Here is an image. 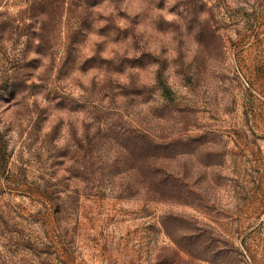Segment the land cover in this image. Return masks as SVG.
<instances>
[{"label": "rangeland", "instance_id": "374dc122", "mask_svg": "<svg viewBox=\"0 0 264 264\" xmlns=\"http://www.w3.org/2000/svg\"><path fill=\"white\" fill-rule=\"evenodd\" d=\"M0 132V264H264V0H0Z\"/></svg>", "mask_w": 264, "mask_h": 264}, {"label": "trees", "instance_id": "16d2710c", "mask_svg": "<svg viewBox=\"0 0 264 264\" xmlns=\"http://www.w3.org/2000/svg\"><path fill=\"white\" fill-rule=\"evenodd\" d=\"M8 156L6 154V144L3 141V136L0 132V168L5 169L7 165ZM43 202V205H45V209L48 213V218H50L53 215V210L56 208V202L55 199H52V197L49 194H41L40 197Z\"/></svg>", "mask_w": 264, "mask_h": 264}]
</instances>
